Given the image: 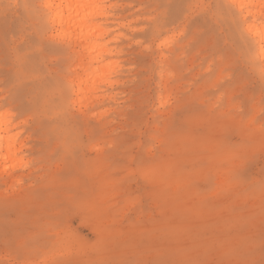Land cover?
<instances>
[{"label": "rangeland", "instance_id": "obj_1", "mask_svg": "<svg viewBox=\"0 0 264 264\" xmlns=\"http://www.w3.org/2000/svg\"><path fill=\"white\" fill-rule=\"evenodd\" d=\"M247 3L90 2L107 51L81 82V30L0 0V264H264Z\"/></svg>", "mask_w": 264, "mask_h": 264}, {"label": "bare ground", "instance_id": "obj_2", "mask_svg": "<svg viewBox=\"0 0 264 264\" xmlns=\"http://www.w3.org/2000/svg\"><path fill=\"white\" fill-rule=\"evenodd\" d=\"M57 1V2H56ZM101 0H47V6L52 10V22L53 25L62 29L63 26H68L69 33L72 34L73 29H80L81 33L77 35L75 44L79 46L83 53L80 56V61L78 67L88 72L84 76H79L74 79H79L81 82L86 80L91 74V71H94L96 68L93 67V63L97 62L103 52H106L105 48L99 43V40L102 38L103 33L97 35L93 34L91 30L92 27H98V24H91V19L94 14H97L98 9L89 8V12L83 13L85 7L89 6V3L99 2ZM234 5L238 7L239 10L248 5L247 0H230ZM253 14L254 17L261 16L264 18V13L261 11H252L250 9L246 10V16ZM98 15V14H97ZM256 19L248 20L245 17L242 28L250 36L251 40L254 43V54L258 61L261 63V69L264 72V26H258L256 24ZM100 31V30H99ZM103 32V31H102ZM95 37L96 40H92ZM98 52V53H97ZM96 53V54H94ZM90 64V66H88ZM77 67V68H78ZM86 76V77H85ZM79 89L80 84L78 83ZM8 122L3 123L5 126ZM0 130L4 132L6 129L3 128L2 123L0 125ZM14 138L15 136H9L6 138V149L8 151L7 157L10 154V151L14 147ZM1 139V138H0ZM2 143H0V146Z\"/></svg>", "mask_w": 264, "mask_h": 264}]
</instances>
